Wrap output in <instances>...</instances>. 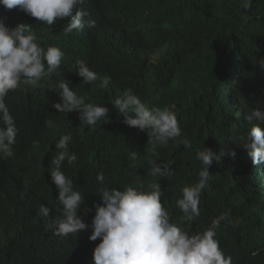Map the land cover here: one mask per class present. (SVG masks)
<instances>
[{
  "label": "trees",
  "instance_id": "16d2710c",
  "mask_svg": "<svg viewBox=\"0 0 264 264\" xmlns=\"http://www.w3.org/2000/svg\"><path fill=\"white\" fill-rule=\"evenodd\" d=\"M243 2L158 0V12H155L158 15L148 33L151 40L96 26L90 33L95 43L93 58L82 43L76 45L63 32L59 27L61 20L48 26L19 9L0 5V18H4L7 26L30 24L43 47L56 44L65 53L57 74L30 85L28 97L12 95L7 100L18 132L14 155L1 160L4 169L13 168L21 160H30L44 189L48 190L51 154L60 137L70 134L69 151L76 153L77 161L73 165L65 161L62 166L73 180L74 188L84 194L82 207L85 208L99 184L89 163L95 147L100 168L115 171L125 185L145 187L155 179L148 173L152 167L149 162L157 159L153 155L157 152L159 161L172 162L171 175L158 180L171 218L188 230L198 231L212 218L230 212V218L217 230L221 245L227 248L241 244L247 257L240 264H264V191L258 201L248 196L250 184L256 182L245 161L241 140L250 125L247 114L254 108H264V71L258 64L264 59V0H252L247 10ZM149 43L158 46L159 63L177 86V119L182 137L192 142L191 149L178 140L154 147L146 131L123 126L110 114V101L117 91L130 87L144 93L141 81L146 73L147 56L156 47L137 56L135 52ZM79 61L94 70L99 79L91 85L83 84L76 70ZM105 76L110 78V84L102 88L100 81ZM62 79L85 97L86 102L107 106L109 117L91 129L74 115L56 113L51 101L59 97L57 82ZM46 119L53 120L55 127L48 128ZM204 147L222 150L225 155L221 164L213 162L209 169L211 178L201 197V215L184 222L175 199L183 185L199 179L202 164L196 152ZM233 150L235 158L229 154ZM112 183L113 176L109 175L103 186ZM18 199L16 207L29 209L45 201L36 189ZM31 235L32 226L20 229L12 223V212L0 206V264H22L23 252L35 258L41 242L39 236ZM46 264L67 262L56 259Z\"/></svg>",
  "mask_w": 264,
  "mask_h": 264
},
{
  "label": "clouds",
  "instance_id": "9594fccd",
  "mask_svg": "<svg viewBox=\"0 0 264 264\" xmlns=\"http://www.w3.org/2000/svg\"><path fill=\"white\" fill-rule=\"evenodd\" d=\"M251 3L252 0H244L243 8L247 10ZM0 5L19 9L48 26L61 20L59 27L63 32L76 45L82 43L92 58L95 43L90 33L96 26L151 40L148 33L159 7L158 0H0ZM152 47L156 49L147 56L146 73L141 81L144 93L130 87L117 91L110 101V114L123 126L146 131L154 147L178 140L191 149L192 142L182 137L177 119L178 89L159 63L158 46L149 43L137 50L135 56ZM64 56L56 44L43 47L30 24L21 23L12 28L0 18V206L12 212V223L20 229L32 226L31 236H39L41 242L35 258L23 252L22 264H46L56 259L67 264H240L247 257L246 249L238 243L223 248L217 235L221 223L230 218V212L212 218L198 231L188 230L171 218L158 180L171 175L172 162L159 161L157 152L153 153L157 159L149 162L152 167L148 173L155 179L145 187L125 185L115 171L100 168L95 147L89 163L99 184L85 208L82 207L84 194L74 188L73 180L62 166L65 161L69 165L77 161L76 153L69 151L70 134L60 137L51 154L48 190L44 189L30 160H21L13 168L4 169L1 160L14 155L18 132L7 100L12 95L28 97L30 85L58 73ZM258 64L264 71V59ZM76 70L83 84L91 85L99 79L84 61L78 62ZM66 81L57 82L60 101L59 97L51 101L56 113L74 115L91 129L109 117L107 106L86 102ZM100 84L107 88L110 78L105 76ZM246 119L250 125L241 140L245 161L256 182L250 184L248 196L258 201L264 191V108L252 109ZM45 124L48 128L55 127L51 119H46ZM229 154L232 158L236 156L234 150ZM224 155L222 150L209 147L197 150L196 157L202 164L199 179L183 185L175 199L184 222L201 215V197L211 178L209 169L213 162L221 164ZM109 175L113 176L112 185L103 186ZM34 189L45 201L32 209L16 207L18 196L28 195Z\"/></svg>",
  "mask_w": 264,
  "mask_h": 264
},
{
  "label": "bare ground",
  "instance_id": "6f19581e",
  "mask_svg": "<svg viewBox=\"0 0 264 264\" xmlns=\"http://www.w3.org/2000/svg\"><path fill=\"white\" fill-rule=\"evenodd\" d=\"M231 102V101H230ZM194 183H196V182H194ZM66 248V247H65Z\"/></svg>",
  "mask_w": 264,
  "mask_h": 264
}]
</instances>
